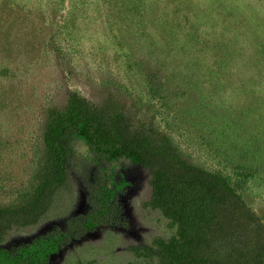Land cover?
Here are the masks:
<instances>
[{
  "label": "rangeland",
  "instance_id": "1",
  "mask_svg": "<svg viewBox=\"0 0 264 264\" xmlns=\"http://www.w3.org/2000/svg\"><path fill=\"white\" fill-rule=\"evenodd\" d=\"M72 94L228 176L254 213L238 229L242 260L254 263L264 247V0H0V206L31 193L48 112ZM72 147L47 209L0 246L69 231L50 264L156 261L145 248L177 232L149 205L156 167L97 158L78 138Z\"/></svg>",
  "mask_w": 264,
  "mask_h": 264
},
{
  "label": "trees",
  "instance_id": "2",
  "mask_svg": "<svg viewBox=\"0 0 264 264\" xmlns=\"http://www.w3.org/2000/svg\"><path fill=\"white\" fill-rule=\"evenodd\" d=\"M118 110L110 104L91 105L78 94L70 96L65 108L49 110L31 193L23 202L0 206V244L13 225L30 224L47 209L57 188L66 182L74 156L72 141L78 138L106 160L126 156L156 167L149 205L176 224L177 232L146 247L156 252L157 259L145 264H246L238 229L244 221H253L254 213L235 183L219 171L185 159L169 138L154 140L124 131ZM97 219L94 214L84 223L91 228ZM78 230L84 232L82 227ZM71 237L69 231L54 230L13 250L0 246V264H50L52 255ZM262 252L252 264L263 262Z\"/></svg>",
  "mask_w": 264,
  "mask_h": 264
},
{
  "label": "flooded vegetation",
  "instance_id": "3",
  "mask_svg": "<svg viewBox=\"0 0 264 264\" xmlns=\"http://www.w3.org/2000/svg\"><path fill=\"white\" fill-rule=\"evenodd\" d=\"M91 153H93V152H91ZM93 155L95 156V157H97V158H100V159H104V158H102V157H100V156H97L96 154H94L93 153ZM106 160V159H105ZM108 161H110V160H108ZM17 248V247H16ZM16 248H14V249H16ZM11 250H13V249H11Z\"/></svg>",
  "mask_w": 264,
  "mask_h": 264
}]
</instances>
